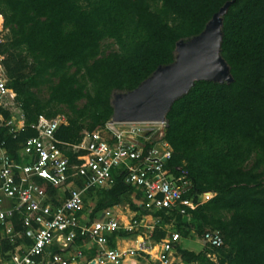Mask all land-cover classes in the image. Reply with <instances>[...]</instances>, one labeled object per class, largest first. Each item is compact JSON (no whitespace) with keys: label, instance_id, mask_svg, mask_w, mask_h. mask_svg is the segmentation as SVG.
I'll use <instances>...</instances> for the list:
<instances>
[{"label":"trees","instance_id":"16d2710c","mask_svg":"<svg viewBox=\"0 0 264 264\" xmlns=\"http://www.w3.org/2000/svg\"><path fill=\"white\" fill-rule=\"evenodd\" d=\"M225 1L0 0L2 66L23 115L16 133L0 127L7 156L21 161V143L35 135L30 125L38 115L64 114L66 124L54 137L66 143L100 127L111 114V93L134 88L156 66L171 62L175 42L197 34ZM220 31L219 53L232 80L195 81L170 105L163 136L171 148L166 170L185 171L187 195L194 199L203 192L212 196L188 209V220L173 210L140 209L130 198L133 188L119 179L89 190L84 200L92 203L86 205L89 217L118 204L134 211L135 219L157 217L153 241L164 236L166 224L179 237L218 231V247L195 252L176 243L183 264H264V0H231ZM104 40L115 49L106 51ZM13 228L20 229L16 216ZM136 231L112 232L107 243L113 247L115 236ZM17 241H1L0 249Z\"/></svg>","mask_w":264,"mask_h":264},{"label":"built area","instance_id":"2783aa9c","mask_svg":"<svg viewBox=\"0 0 264 264\" xmlns=\"http://www.w3.org/2000/svg\"><path fill=\"white\" fill-rule=\"evenodd\" d=\"M4 33L1 20L0 41ZM2 59L0 53V127L13 134L23 127V115L14 91L6 85ZM108 119L92 132L83 131L77 142L66 143L54 137L56 129L66 124L64 114L52 118L38 115L30 125L35 135L21 143L20 162L9 158L0 143V242L18 240L12 249H0V264H178L174 263L176 231L165 230L161 239L153 241L157 217L135 219V212L126 204L89 217L86 205L92 203L84 200L86 193L109 188L119 179L133 188L130 198L140 209L173 210L185 216L212 193L203 192L199 194L203 199H198L199 195L194 199L187 195L191 182L185 171L180 169L175 175L166 170L171 152L163 137L166 120ZM45 186L57 193L50 195ZM14 216L20 229L13 228ZM136 229L134 237H126L133 245L109 247V234ZM200 239L208 246L222 244L216 230L204 231ZM92 250L93 255L87 257Z\"/></svg>","mask_w":264,"mask_h":264},{"label":"water","instance_id":"95a60500","mask_svg":"<svg viewBox=\"0 0 264 264\" xmlns=\"http://www.w3.org/2000/svg\"><path fill=\"white\" fill-rule=\"evenodd\" d=\"M231 0L225 1L203 28L186 40H177L171 62L158 65L134 88L110 95V122L165 120L174 100L186 94L195 81L229 83L232 77L220 56L222 15Z\"/></svg>","mask_w":264,"mask_h":264},{"label":"rangeland","instance_id":"374dc122","mask_svg":"<svg viewBox=\"0 0 264 264\" xmlns=\"http://www.w3.org/2000/svg\"><path fill=\"white\" fill-rule=\"evenodd\" d=\"M101 44H102V46L108 45L106 48V51L111 50V49H115V46L110 43V40H104ZM79 103H81V101ZM198 199H200V200L203 199V196L199 195ZM89 202H90V200H89ZM120 211H121V214L127 216V214H125V211L123 209H120ZM186 220H188V214L186 215ZM164 228L166 230L174 231L171 224L164 225ZM178 236H179V234H178ZM176 243L179 244L181 248H185L187 250H192L195 252L198 251L199 249H201L205 245L202 242V240L200 239V237L198 238L192 231H190L186 237H179ZM210 257L212 260H215L214 254H211ZM176 262H178V264H183L175 252V262L174 263H176Z\"/></svg>","mask_w":264,"mask_h":264},{"label":"crops","instance_id":"0c3cea01","mask_svg":"<svg viewBox=\"0 0 264 264\" xmlns=\"http://www.w3.org/2000/svg\"><path fill=\"white\" fill-rule=\"evenodd\" d=\"M57 192V191H56ZM56 194V193H55ZM50 195H52V194H50ZM52 196H54V195H52ZM109 208V207H108ZM93 217L95 218L96 217V214H94L93 215ZM132 237V236H131ZM134 237V236H133ZM80 243V241L77 243L76 241H75V244L76 245H78ZM114 244L118 247V248H125V247H129V246H131V245H133V242L130 240V238L129 239H127V238H120V237H118V236H115V241H114ZM87 254H91V255H93V250L92 251H89L88 253H86V255ZM80 264H83V263H80Z\"/></svg>","mask_w":264,"mask_h":264},{"label":"clouds","instance_id":"9594fccd","mask_svg":"<svg viewBox=\"0 0 264 264\" xmlns=\"http://www.w3.org/2000/svg\"><path fill=\"white\" fill-rule=\"evenodd\" d=\"M1 17V16H0ZM2 20V19H1Z\"/></svg>","mask_w":264,"mask_h":264}]
</instances>
